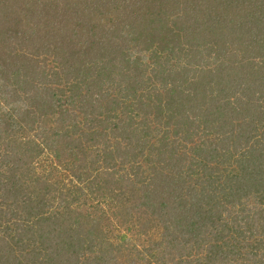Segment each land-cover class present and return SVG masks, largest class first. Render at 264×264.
Returning <instances> with one entry per match:
<instances>
[{
  "label": "trees",
  "instance_id": "trees-1",
  "mask_svg": "<svg viewBox=\"0 0 264 264\" xmlns=\"http://www.w3.org/2000/svg\"><path fill=\"white\" fill-rule=\"evenodd\" d=\"M0 264H264V0H0Z\"/></svg>",
  "mask_w": 264,
  "mask_h": 264
},
{
  "label": "rangeland",
  "instance_id": "rangeland-1",
  "mask_svg": "<svg viewBox=\"0 0 264 264\" xmlns=\"http://www.w3.org/2000/svg\"><path fill=\"white\" fill-rule=\"evenodd\" d=\"M2 227H4V226H2ZM143 246H144V248H146L147 247V245L145 244V243H143ZM143 249V248H142Z\"/></svg>",
  "mask_w": 264,
  "mask_h": 264
}]
</instances>
